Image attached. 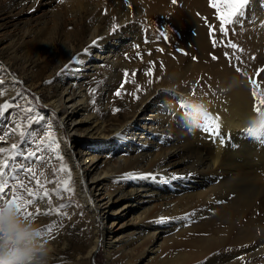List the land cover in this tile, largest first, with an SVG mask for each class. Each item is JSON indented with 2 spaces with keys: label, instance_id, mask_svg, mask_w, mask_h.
<instances>
[{
  "label": "bare ground",
  "instance_id": "1",
  "mask_svg": "<svg viewBox=\"0 0 264 264\" xmlns=\"http://www.w3.org/2000/svg\"><path fill=\"white\" fill-rule=\"evenodd\" d=\"M34 2L14 0L7 8L8 15L0 18L3 20L0 27L5 25L6 29L12 28L14 31L23 21V8ZM85 2L92 7H75L68 12L72 19L58 14L49 15L46 8L42 7L39 18L29 28L20 29L21 34L43 32L40 38L46 37L43 41L39 38L38 42L47 47L58 39H64L72 55L70 64H74V69L75 63H78V68H82L76 75L78 78L66 82L60 88L58 97L48 101L54 113L60 116L56 128L60 135L62 154H58L63 156V162L71 171L72 182L69 186L74 189L77 202L76 208L70 207L66 218L54 214L50 217L51 223H47L55 221L57 225L45 235L51 249L50 264L58 255L56 247L62 239H66L67 227L71 224L80 228L85 239L84 258L95 256V249L102 246L106 252L105 264H115L116 261L120 264H264V141L258 142L241 130L253 105L264 98V70L257 76L256 84L259 87L254 100L251 95L253 85L249 83V78L255 79L256 75L253 77V74L257 66L253 65V72L249 65L253 63L241 64L240 61L245 59L243 55L240 60H236L232 51L224 49L219 54H211L216 55V61L207 57L208 52H212V40L220 37V22L212 11L209 27L214 33L209 36L206 33L209 30L193 14L196 11L205 13L209 0ZM180 2L183 3L182 8L177 7ZM129 10L133 17L144 18L142 21L149 25H163V29L168 27L172 33V28H177L175 34L179 31L181 39L185 35V41L191 44L184 46L182 41L176 46L178 40H174L173 47L168 48V51H161L149 61L141 60L135 71L140 69L148 73L151 70V75L137 76L134 72L135 75L124 80L122 88L118 90L115 89L118 76L128 68L129 64L126 63L129 55L140 39L137 31L139 23H132L129 17L124 16L125 11ZM166 17L171 21H166ZM84 23L89 26L90 38L84 50L77 51L78 44L83 40ZM102 23H108V27L100 32ZM116 25L119 27H114ZM188 30L193 31L192 35H189ZM12 39H1L0 44L10 43ZM242 44L246 50L249 47L255 52L257 49L264 50L255 40L248 38ZM190 48H193L192 55H197L199 59L195 58L197 63L184 77L183 83L187 86L199 83L215 87L221 99L217 103L213 102L209 112L213 118L219 119L209 121L208 128L214 130L218 125L219 134L202 128L195 134H188L179 123L177 110L163 107L167 97L162 91L158 94L162 97L161 106H152L155 98L147 94L139 101L137 110L140 116L114 124L110 133H106L109 126L104 119L99 120L93 113L81 112L75 116V102L82 103L83 110L92 97V93L82 84L85 79L97 73L103 74L104 70L105 80L98 92V101L104 110L115 108L123 98L135 99L150 91L149 80L153 81L157 77L153 68H163L168 57L172 53L179 54L180 50L190 55ZM253 51L250 53L253 54ZM225 52L229 54L228 58ZM47 60L48 56L43 62ZM220 65L223 67L220 68ZM237 67L241 70L237 71L238 74L235 70ZM233 76L243 80V86L229 89ZM139 77H142V88L137 82ZM0 79L4 81L0 88L12 87L17 81L8 67L1 66ZM83 122L87 123L86 130L91 132L90 135L96 140L95 148L98 149H75L73 142L65 137V133L78 135V124ZM163 140H166V144ZM103 147L109 151L105 158L110 159L113 154L114 161L101 174L85 172L89 167L94 169L98 165V155L103 153V149L99 148ZM80 159L85 164L84 172L79 169ZM59 167L60 161L56 159L54 168ZM126 173L136 175L120 179ZM145 174L158 178H142ZM174 176L175 179L172 178ZM66 178L67 173L56 174V179ZM172 197L177 200H169ZM11 198L13 195L6 197ZM131 198L134 200L132 205L129 204ZM45 205L40 204L43 212L46 211ZM134 205L136 209H131ZM32 206H27L23 211L26 216L32 212L34 215L29 218L36 222ZM125 215L127 219L120 221V218H126ZM162 217L165 219L161 220ZM100 218L104 219L103 224ZM171 231L175 235L165 240L164 235ZM113 250H117L121 258L115 259L111 255Z\"/></svg>",
  "mask_w": 264,
  "mask_h": 264
},
{
  "label": "rangeland",
  "instance_id": "2",
  "mask_svg": "<svg viewBox=\"0 0 264 264\" xmlns=\"http://www.w3.org/2000/svg\"><path fill=\"white\" fill-rule=\"evenodd\" d=\"M13 1L14 0H0V18L8 15L7 8L10 6V4ZM34 1L35 2L31 6L28 5L23 8L24 9L22 14L23 21L19 24L18 27L14 29V31L12 28L6 29V27H4L5 25L0 27V40L6 37L13 38L10 43L0 44V66L1 68L8 67L9 70L12 72V74L17 78L16 85H13L12 87L7 86L6 88L5 87L0 88V91L4 92V96L0 97V104L4 103L6 100L9 102L14 101L13 108L9 110L10 112H12V116H11L12 123L8 124L7 119L4 121H0V129L6 130V124L8 127H12L16 123H19L21 126L20 129L15 134L9 135L8 137L5 138V141L0 142V147H6L10 149L11 144L13 143L19 144L20 131L27 133L31 130L35 132V136L28 137V140L33 143V146L29 148V151H35L36 146L38 144L41 146L46 145L49 141L50 135L55 138V142L58 144V151L50 153L46 150H41L37 154L38 156L44 157L45 160L48 161L47 163L42 162L40 159H36L35 157L33 158L35 163H32L30 161H25L24 163L26 166H31L35 169L36 176L40 179L41 183L45 185L48 191L52 193V204L50 206L45 205L46 210H48L47 209L48 207L56 208L62 203L69 204V207H67L66 209H62L60 213L62 218H66L67 215H64V213H67L70 207H72L71 209L76 208L77 202L75 200L74 193L67 194L60 191L58 197L55 193H53V187H55V182L57 181V179H56V175L52 174V169L54 168V164L56 161L55 157L59 156V154L60 155L62 154L61 153L62 146L61 143L59 142L60 135L57 134L58 129L56 128L60 116L57 113H54L51 106L49 105L50 104L49 102L58 97V92L60 88L63 85H65L66 82L78 78L76 75L77 73H80L82 68L81 67L78 68V63H75L76 66L75 69L78 68V70L76 71L74 69V64L73 66L70 64L72 55L69 54V44L65 43L64 39L63 40L58 39L55 44H52V46L47 47L42 43L38 42L43 32H35L32 34H21L20 29L26 27L29 28L31 24L37 18H39L40 9L42 7L46 8V11L49 15L58 14L61 15L62 17L65 16L69 19H72L70 16L71 14H69L68 12H71L75 7L86 6V8H89L92 7V5L89 6L88 4H86L85 0H78V1H83L84 3L76 2L75 0H34ZM124 1L125 0H123V2ZM46 2H48L49 4L43 6V4H45ZM174 5L177 6L176 4ZM178 5L179 6L177 7L182 8L183 3L180 2V4ZM205 7L208 8V9L206 8L205 13L196 11L195 14H193V16H195L197 19L200 20V24L204 26V28L210 30L209 16L213 14L212 11L215 13L216 11L212 10L213 8L210 7L208 4ZM104 10L106 9L104 8ZM124 16L129 17L132 23H139L137 25L138 28L137 31L139 32L138 35L140 36V39L137 45H135V48L132 50L131 54L129 55L130 57L128 58L126 63L129 64L128 68L124 69V73L121 76H118V83L116 85L117 88L115 87V89L118 90L122 88L124 80L125 81L129 80L134 72L137 76L141 74L146 75L147 72H143L140 69H137L135 71L136 65L141 60L149 61L151 59L156 58L161 51L163 50L168 51L169 50L168 48H170L171 46L173 47L174 40H178V42L175 41L176 46L177 45L179 46V44L182 41L184 46L191 44L188 41L187 42L185 41V35L181 39L180 37L181 33L179 31H176L175 34V30L177 28L174 27L172 28L174 33L173 34L168 27L163 29L162 28L163 25L160 24L149 25L142 21L144 20V18H142L141 20V18L139 19L133 17L134 15L132 14L131 10L125 11ZM85 17L88 18L89 16H85ZM167 20L171 21L166 17V21ZM1 22H3V20H0V23ZM88 27L89 26L86 23H84L83 40L81 44L80 43L78 44L77 51L84 50L87 44V40L90 38L89 36L90 32L88 30ZM107 27H108V23H102V28L100 32L105 31ZM115 27L118 28L119 25H116ZM228 28H229V36L222 37L219 32L220 37L219 39H216L217 45L214 48L211 43L212 47L210 48V50H212V52L211 51L208 52L207 57L213 61H216L218 58L213 59L212 57L213 56L216 57V55L213 54L212 56L211 55L212 53L218 52L219 54L223 49L233 52V49L225 47L219 43L221 39H224L225 43H227V40L230 39L233 43L238 45L239 49H242V51L237 50L235 52L236 56H239L240 58L242 57L245 58L244 60H241L244 61L241 64H245V62L249 64L251 62L253 63V64H249L251 66V70H253L254 66H257L254 68V70L255 69L260 71L264 70V56H263L264 50L257 49V51L255 52L252 49H250V47L249 49L246 50L242 44V42L246 41V38H248L249 40H255L258 43L257 45L259 47L264 48V0H250V6L248 8L247 15L244 18L243 26L242 27L237 26L234 32L232 31L233 26L229 25ZM191 32H189L188 30L189 35H192ZM206 33L209 34V32ZM244 36L246 38H244ZM45 37L46 35L42 36V38L40 39H42L43 41ZM193 47H195L194 44ZM171 49L173 50V48ZM252 51L253 54L250 53ZM188 53H190V55H185L186 53L184 52L181 53V50L179 51V54L175 55L174 53H172L171 57H168L167 63L163 68L161 69L157 67L153 68V73L156 74L157 77L154 78V80L152 81L150 91L143 93L141 96L135 99L133 97L130 98L129 100L123 98L121 99V101L118 102L115 108L109 107L108 109L104 110L100 106V103L98 101L99 99L98 92H100L101 86L103 85L105 80L104 70L102 71L103 74L97 73L94 76L85 79L82 82V84L85 88H87L88 91L92 93V97L89 100L88 104L85 105V108L83 110H81L83 107L82 103L75 102V104L73 105V109L76 112L75 116H79L81 112H85L87 114L88 112L89 114L93 113L99 120L104 119L106 125L108 124L107 126H109L106 133H110L111 132L110 129L112 126H114V124L122 123L127 119L128 120L133 119L134 116L135 117L140 116V111L137 110L140 107L139 101L142 98H145L147 94L153 97V99L155 98V101H153L152 106H156V105L161 106L162 97H159V95L161 94L159 92H161V89L168 84V78L170 76L175 77V85L178 87L180 92L185 94H191L193 97H199L203 99L209 108L213 104V102L217 103L221 99V97H219L218 94L216 93L215 87L213 88V87L202 86L199 83H197V85L192 84L190 86H187L185 82L183 83L184 77L192 69L194 64L197 63V60L195 59L197 55L195 56L192 55L193 48H190ZM248 55L250 56L248 57ZM47 56H48V60L46 62H43ZM219 67L222 68L223 65H220ZM228 67H229V62H228ZM255 72L256 73L253 74V77L254 75H256L254 79L256 81L259 73L257 74V71ZM125 73H127V76L125 75ZM137 82L140 88H142L143 85L142 77H139ZM18 93L20 94L19 96H17ZM16 105H19V107H16ZM28 108H31L33 111L25 112L24 110ZM116 109H118V111L120 112L115 111ZM107 113L110 115H108ZM127 114L128 116H126ZM37 115H43L45 117V120L41 121L40 124H36L33 122L31 125H29L28 117L37 116ZM86 124H87L86 122L78 124L79 129H78V135L76 136H71V134L65 133V137L73 142L75 149L95 148L96 140L94 139V137H92V135H90L91 132L86 130L85 127ZM150 138L152 140L154 139V137H150ZM163 143L166 144V140H163ZM25 147L28 148V145L25 144ZM96 149L98 148H95V150ZM99 149L100 150L103 149V153H99L98 155L99 156L98 158L100 159L98 165L94 169L92 168L90 169V167L88 166L89 168L86 169L85 172L90 171L91 173L97 172V174L99 173L101 174L103 171L106 170V168L109 167L110 163L114 161L113 154L111 155L110 159L105 158L106 154L109 153L106 147ZM159 151L160 150H158V153H160ZM78 164H79V169L82 172H84L85 169L84 162L81 161L80 159L78 161ZM41 172H44L43 176L40 175ZM19 180L21 183H24L27 187L33 188L34 191L36 190L35 182L34 180L31 179L30 174L21 175L19 177ZM49 181H51V183H49ZM12 187H16L17 191L20 192L21 196L24 199L29 198L27 196L26 189H20L15 181L9 180V189H6V191L10 190ZM41 190L43 191V189ZM10 196L11 195H9L8 197ZM171 199L173 201L177 200L176 197L175 198L172 197L169 200ZM129 204L130 205L134 204V200L132 198L129 199ZM101 206L102 205H100L99 207ZM37 207H39L41 209V212H43L40 204H35L32 206L33 209H36ZM131 209H136V205L132 206ZM53 215L51 216L45 215L47 218L44 215L35 216L37 218L36 223L40 224L39 227L45 235L49 234V232L46 231V227L47 225H49L47 223L50 222L49 221L51 219L50 217H52ZM127 215H125L126 217L125 219L120 218L119 220L120 221L126 220ZM99 221L101 224H103L104 219L100 218ZM43 223H45V225ZM67 228H68L67 237L64 240L62 239L60 241L61 243H59V246L56 247L57 250H59L58 255L57 256L55 255L54 259L51 261V264H105L106 252L102 246H98V248L95 249L94 252L95 256L90 258H84V255L82 253L84 252L85 249V239L81 235L80 228L74 224L69 225ZM172 235L173 236L175 235L174 231L173 232L171 231L170 234L169 233L165 234L164 239L168 240V238L170 239L171 237H173ZM111 255H113L114 258L115 257L121 258V255L118 253L117 250H113ZM115 264H120V263L119 261H116Z\"/></svg>",
  "mask_w": 264,
  "mask_h": 264
},
{
  "label": "snow or ice",
  "instance_id": "3",
  "mask_svg": "<svg viewBox=\"0 0 264 264\" xmlns=\"http://www.w3.org/2000/svg\"><path fill=\"white\" fill-rule=\"evenodd\" d=\"M175 2V0H173ZM209 6L212 8H215L216 10V19L219 20V31L220 35L222 37H228L229 36V28L228 26H233L232 31H235V28L237 26L242 27L244 23V18L247 15L248 8L250 6V0H209ZM115 27V26H114ZM214 33V30L210 28L209 35L212 36ZM219 43L225 47L233 49L232 55L235 57L236 60H240L239 56L235 55V52L237 50L242 51V49L238 48V45L233 43L230 39L227 40V43H225L224 39H221ZM212 45L215 48L217 45V40H212ZM225 57L228 58L229 54L227 52L224 53ZM213 59H217V57L213 56ZM254 59V58H253ZM243 63V61H241ZM231 64V60H230ZM67 67V66H66ZM236 71H240V68L237 67ZM260 70H257V74ZM127 76V73H125ZM133 75H135L133 73ZM146 75H151V70H149ZM15 83V81H13ZM149 83H152L151 80H149ZM249 83L253 85V91L251 93L253 99L255 100L258 95V85L256 84L255 80H252L249 78ZM4 81L0 79V86H3ZM139 90V89H138ZM20 94L18 93L17 96ZM116 95H120L119 92L116 93ZM4 96V92L0 91V97ZM138 98V97H137ZM38 101V98H37ZM14 106V101L9 102L5 101L4 103L0 104V121H4L7 119V123L11 124V116L12 112L9 110L12 109ZM16 107H19V105H16ZM261 108H264V98H261L259 103H256L253 105V109L259 110ZM25 112H32L33 110L31 108L25 109ZM115 111H118L116 109ZM7 114V117H6ZM218 120L219 118H213L210 114L207 122L202 126V129L208 130L209 132L215 131L217 134H219V126L217 125L216 129H209L208 128V122L212 120ZM45 120V117L43 115H37V116H31L28 117V123L31 125L33 122L36 124H40L41 121ZM20 124L16 123L12 127H8L6 124V130L0 129V142L5 141V138L8 137L11 134H15L20 129ZM20 143L16 144L13 143L9 148L6 147H0V204L4 203H16L21 202V207L25 209L27 206L35 205V204H46L51 205L52 204V193L48 191V189L45 187L44 184L41 183L40 179L36 176L35 169L31 166H26L25 161H30L32 163H35L34 157L36 159H40L42 162L47 163L48 161L45 160L44 157L38 156V152L41 150H46L48 152H56L58 151V144L55 142V138L51 135L49 136V141L46 145H37L35 151H29V148L33 146V143L28 140L29 136H35L34 131H29L27 133L20 131ZM25 144L28 145V148L25 147ZM55 159L60 161V167L59 168H53L52 174L56 175L57 173H67L66 179H57L55 182V187L53 188V193H55L57 196H59L61 189L64 192H67L69 194L73 193L74 189L71 188L69 185L71 184V171L68 168V166L63 162V156H56ZM23 174H30V177L32 180H34L36 185V190L34 191L33 188L27 187L24 183H21L19 180V177ZM41 176L44 175L43 172L40 173ZM136 174L133 173H126L124 176H122L120 179H128L133 177ZM142 178H150V179H157L158 177L152 174H145ZM175 179L176 177H172ZM9 180L15 181L16 184L20 189H26L28 199H24L20 192L17 191L16 187H12L10 190L6 191V189H9ZM51 183V181H49ZM43 189V191H41ZM9 195H13V198L6 199ZM69 207V204H60L56 208L49 207L48 210L41 212V209L37 207L35 209V215H46L51 216L53 214H56L57 216L60 215L62 209H66ZM34 214L32 212H28L26 217H31ZM64 215H67V213H64ZM165 218H161L163 220ZM62 226V225H61ZM57 227L56 222L54 221L52 224L47 225L46 231L51 233L53 228ZM242 259V258H240Z\"/></svg>",
  "mask_w": 264,
  "mask_h": 264
},
{
  "label": "clouds",
  "instance_id": "4",
  "mask_svg": "<svg viewBox=\"0 0 264 264\" xmlns=\"http://www.w3.org/2000/svg\"><path fill=\"white\" fill-rule=\"evenodd\" d=\"M244 81L231 78L229 89L243 86ZM167 97L163 107L178 112L180 125L195 134L210 115L203 99L179 91L175 77L161 89ZM250 138L264 141V108L253 109L241 128ZM51 249L39 225L26 217L21 202L0 204V264H50Z\"/></svg>",
  "mask_w": 264,
  "mask_h": 264
}]
</instances>
